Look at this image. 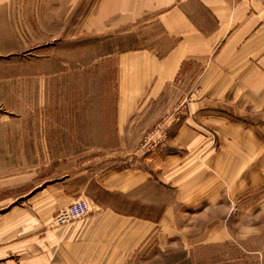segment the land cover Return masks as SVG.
Wrapping results in <instances>:
<instances>
[{
  "label": "crops",
  "instance_id": "1",
  "mask_svg": "<svg viewBox=\"0 0 264 264\" xmlns=\"http://www.w3.org/2000/svg\"><path fill=\"white\" fill-rule=\"evenodd\" d=\"M96 9L99 29L159 25L168 41L118 55L117 86L136 98L118 100L117 131L94 139L126 138L128 109L165 87L183 81L189 97L161 147L94 180L102 197L88 195L91 212L74 223L51 222L79 195L68 180L32 194L38 185L23 172L0 179V193L14 190L0 194V264H137L219 242L264 184V0H100Z\"/></svg>",
  "mask_w": 264,
  "mask_h": 264
},
{
  "label": "rangeland",
  "instance_id": "2",
  "mask_svg": "<svg viewBox=\"0 0 264 264\" xmlns=\"http://www.w3.org/2000/svg\"><path fill=\"white\" fill-rule=\"evenodd\" d=\"M99 1L0 0V179L23 172L27 186L38 185L32 194L44 181L66 179L67 191L102 197L94 180L161 147L189 97L183 81L165 87L144 107L128 109L126 138L92 137L105 127L117 131V101L135 97L117 86L118 55L168 41L159 25L99 29ZM263 197L264 184L238 205L243 213L221 241L153 252L137 264H264Z\"/></svg>",
  "mask_w": 264,
  "mask_h": 264
},
{
  "label": "built area",
  "instance_id": "3",
  "mask_svg": "<svg viewBox=\"0 0 264 264\" xmlns=\"http://www.w3.org/2000/svg\"><path fill=\"white\" fill-rule=\"evenodd\" d=\"M90 212L91 207L88 198L79 195L71 203L66 204L62 209L58 210L52 216L51 222L55 227H64L66 224H71L74 221L85 218Z\"/></svg>",
  "mask_w": 264,
  "mask_h": 264
}]
</instances>
